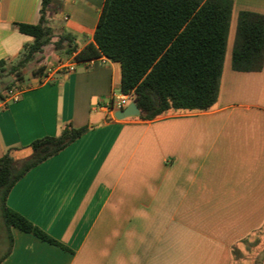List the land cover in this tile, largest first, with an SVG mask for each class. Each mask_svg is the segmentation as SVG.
Wrapping results in <instances>:
<instances>
[{
	"label": "crops",
	"instance_id": "obj_1",
	"mask_svg": "<svg viewBox=\"0 0 264 264\" xmlns=\"http://www.w3.org/2000/svg\"><path fill=\"white\" fill-rule=\"evenodd\" d=\"M57 1L47 25L70 35L76 51L45 50L23 69L22 98L0 109V157L17 148L12 154L22 158L34 140L66 125L88 127L6 200L67 250L11 227L0 264H264V65L231 67L238 14H264V0H232L216 103L152 120L103 109L121 92V67L104 56L42 81L47 67L94 43L105 2ZM41 4L0 0V61L16 64L33 43L17 24H38Z\"/></svg>",
	"mask_w": 264,
	"mask_h": 264
},
{
	"label": "trees",
	"instance_id": "obj_2",
	"mask_svg": "<svg viewBox=\"0 0 264 264\" xmlns=\"http://www.w3.org/2000/svg\"><path fill=\"white\" fill-rule=\"evenodd\" d=\"M57 0H42L38 24H17L33 37L14 65L0 61V81L8 73L13 82L45 50L71 56L73 38L56 34L47 25V13ZM233 9L232 0H105L94 33V43L75 55L85 62L104 56L121 67V91L131 93L140 119L152 120L169 110L210 109L217 101ZM264 65V14L241 11L237 17L231 67L237 72L261 71ZM44 65L36 69L41 75ZM12 82V83H13ZM87 126L66 125L58 136L34 140L30 155L17 165L15 149L0 157V205L10 230L18 228L60 246L43 230L11 210L7 196L32 168L64 150L81 137ZM12 238L5 258L11 251ZM67 250V249H66Z\"/></svg>",
	"mask_w": 264,
	"mask_h": 264
},
{
	"label": "built area",
	"instance_id": "obj_3",
	"mask_svg": "<svg viewBox=\"0 0 264 264\" xmlns=\"http://www.w3.org/2000/svg\"><path fill=\"white\" fill-rule=\"evenodd\" d=\"M80 62L76 60H68L66 62H59L57 64L51 65L45 69V72L42 76V81H49L55 73H72L76 71L78 64ZM87 66H92L94 63V59L86 61ZM24 86L17 82L14 85L8 86L1 94H0V109L6 108L10 103H14L19 101L22 98L24 93ZM133 96L131 93H123L122 91L113 96L111 102L105 106H103L104 110L107 111H118L126 108L128 104L133 102Z\"/></svg>",
	"mask_w": 264,
	"mask_h": 264
},
{
	"label": "rangeland",
	"instance_id": "obj_4",
	"mask_svg": "<svg viewBox=\"0 0 264 264\" xmlns=\"http://www.w3.org/2000/svg\"><path fill=\"white\" fill-rule=\"evenodd\" d=\"M66 56V55H64ZM37 66L35 60H33L32 62H30L27 65V69L25 70H30L31 68ZM11 77L13 78V76H10L8 73L5 74V76L2 78V80L0 81V91H3V89L5 90L8 86L14 85L17 82L15 81L14 83H12ZM119 93V92H117ZM30 155V151H27V153L20 155L22 158H17L16 162L17 165H19L26 157ZM8 227L2 217V213H1V205H0V255L3 254V252L6 250L7 248V243L8 240L6 239L7 237V233H8Z\"/></svg>",
	"mask_w": 264,
	"mask_h": 264
},
{
	"label": "water",
	"instance_id": "obj_5",
	"mask_svg": "<svg viewBox=\"0 0 264 264\" xmlns=\"http://www.w3.org/2000/svg\"><path fill=\"white\" fill-rule=\"evenodd\" d=\"M140 113L141 112L138 109L136 103L131 102L130 104L126 106V108L116 111L115 117L117 119H124V118L131 117V116H139Z\"/></svg>",
	"mask_w": 264,
	"mask_h": 264
}]
</instances>
